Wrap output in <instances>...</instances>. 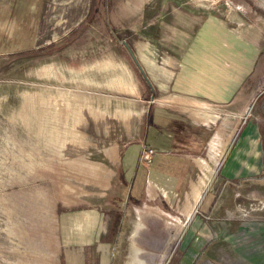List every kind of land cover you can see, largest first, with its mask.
<instances>
[{
	"label": "rangeland",
	"instance_id": "obj_1",
	"mask_svg": "<svg viewBox=\"0 0 264 264\" xmlns=\"http://www.w3.org/2000/svg\"><path fill=\"white\" fill-rule=\"evenodd\" d=\"M62 1L54 0L55 8L48 7L42 14L35 48L0 51V264H83L81 260L96 258V253L79 248L78 225L84 223L83 214L102 211L116 198H124L125 190L116 180L117 167L126 169L128 178L135 161L140 162L147 151L154 152V138L140 140L139 122L148 105L170 107L191 119H195V111L215 117L204 123L214 133L222 134V155L211 166L213 173L193 215L203 210V199L211 200L215 215L204 221L217 222L220 232L210 234L215 235L214 242L212 238L207 241L210 247L201 235L191 239L200 253L207 250L210 264H264V208H256L259 202L264 204V186H243L242 191L233 194L219 182V168L237 134L250 120L264 143V54L256 65L258 90L241 107L248 92L241 91L228 103L221 87L206 97L195 90L187 91L185 85L174 86L179 71L175 62L167 69L173 80L169 79L160 92L149 90L123 52L124 42L132 43L134 49L139 47L131 41L133 35L144 38L141 32L155 29L158 35L150 41L156 46L160 36L173 51L183 44H194V56L185 61V66L199 73L206 67L199 55L206 13L222 14L221 10L228 8L236 13H230L232 19L238 17L257 28L254 34H261L262 50L264 0H105L100 17L89 25L85 21L89 0H80L79 7L63 5ZM158 3L163 9L166 4L173 8L169 33L164 28L157 31V17L152 19ZM138 14L142 23L135 26ZM81 17L83 20L76 25ZM128 25L129 32L123 29ZM13 28L1 27L0 39L4 41L10 32L12 36ZM71 29H78L74 33L76 41L87 36L90 48L85 52L77 51L83 46L72 42ZM168 41L173 45L168 46ZM73 44L74 48L64 50ZM149 50L160 66L155 49ZM91 55L96 57L90 59ZM127 73L131 90L120 85ZM215 75L224 82L223 75ZM148 79L153 87L157 85V80ZM149 95L152 100L146 103L143 98ZM119 147L124 150L122 160ZM95 169L97 178L91 177ZM261 175L264 177V168ZM184 200L170 206L157 194L149 204L126 207L131 219L133 211L135 216L158 213V219L149 215L147 220L153 237H149L141 254L144 264H167L181 253L189 223L182 214ZM156 205L170 208L173 215L162 213ZM178 221L182 227L178 225L176 232ZM129 228L126 225L125 231ZM127 252L126 244L121 247V264L126 260L129 263L131 251L126 259Z\"/></svg>",
	"mask_w": 264,
	"mask_h": 264
},
{
	"label": "crops",
	"instance_id": "obj_2",
	"mask_svg": "<svg viewBox=\"0 0 264 264\" xmlns=\"http://www.w3.org/2000/svg\"><path fill=\"white\" fill-rule=\"evenodd\" d=\"M63 1V5L68 3L69 6H81L80 0ZM53 5L54 0H0V28L14 27L12 36L10 32V36L6 37L4 41L0 39V51L12 53L35 48L40 29L39 22L41 17L43 18L42 14L48 7L51 10L54 9ZM172 9L170 4H166L165 9L162 8L161 4H157V14L152 18L157 17V31L164 28L168 30V33L170 32L171 22L169 19L172 17ZM221 11L222 14L208 11L201 26L202 51L199 52V55L206 67L201 69L199 73L193 72L185 66V61L194 56V44H183L177 47V51H173L171 47L164 44L166 41L161 36L157 38L156 46L148 38H142L138 35L131 40L140 44L137 49L133 48L132 43H127L138 67H135L129 54L126 51L123 52L132 66L138 70L140 77L142 78L141 73L146 77L147 83L142 78L145 88L152 91L157 89V92L162 91L169 79L173 80L172 77L169 78L167 69L172 68V62H175L179 66V71L176 74V80L174 79V86L185 85L187 91L195 90L206 97L211 94L214 95L215 90H220L221 87V90L226 91L225 96L228 103L235 100L241 91L248 92V98L244 104H241V107L247 105L248 99L259 87L256 86L258 82L256 65L257 60L264 54V49L261 50L260 46L263 39L258 32V35L254 34L257 30L255 26L240 21L238 17L232 19L229 16L230 13L236 16L235 11L229 8ZM136 19L135 26H140L142 23L141 14H138ZM82 20L81 17L75 24L81 23ZM147 25L149 24L147 23ZM111 26L114 28L112 24ZM123 29L129 32L131 27L128 25ZM77 31L78 29H75L72 34V42L83 46L78 47L81 49L77 50L79 53L85 52L90 48H87L86 45L87 36H81L76 41L74 33ZM167 43L168 46L172 44L170 41ZM52 44L55 45L54 42ZM59 45L57 43V47ZM74 47L75 44L67 45L64 50H70L69 48ZM149 47L155 49L158 54L157 60L159 59L161 62L157 63L160 66L156 65V60L151 58ZM62 51L57 54H61ZM45 52L49 53V50L47 49ZM95 57L96 55H91L90 59ZM216 73L223 75V83L217 80ZM148 77L157 80L155 87ZM121 81L122 87L126 86V89L131 90L128 73L122 77ZM114 85L116 86V80ZM172 89L174 88L172 87ZM143 100L147 103L152 100V96L149 95V98L144 96ZM192 115L195 119H191L185 113L170 107L147 106V110L141 116V123L138 122L142 126L140 140L146 142L148 140L145 139L146 137L155 139V150L151 163L141 165L135 161L128 178V171L122 166L115 169V175L119 171L122 172L127 182L136 172L132 191L134 201L139 202V206L133 205L132 202L125 204L116 231L111 229L110 207L82 215L84 223L78 225L81 240L79 248L84 251L89 249L97 254L94 260L87 258L81 260L83 264H121L120 251L121 247L124 248L126 244L128 248L126 259L129 250L131 251L128 264H144L141 254L144 253V247L147 246L145 243L149 242V237H153V229L150 228L147 220L149 215L158 219V213L145 212L135 216L133 211V218L131 219L126 214L125 209L127 206L138 208L143 204H149V201H154L157 198V194L170 206L176 205L180 201L183 202L185 199L182 214L189 221L185 229L186 234L181 245V253L167 264H210L207 250L200 253L196 249L198 244L195 245V241L191 237L201 235L206 242H210L211 238L214 242L215 235L211 236L212 233L218 234L220 232L217 222L206 223L204 221L215 215L211 200L204 201L203 199V210L196 216L193 213L195 207L200 204L203 190L210 181L213 173L211 166L215 165L222 155L223 136L220 132L215 131L214 133L213 128L204 123L212 122L215 119L214 116L204 111H195ZM249 123L237 134L223 165L219 168L220 185L223 184L224 187L232 189L233 191L230 193L233 194L242 191L243 186L253 188H258V184L264 186V177L261 175L264 168V143L256 133L255 124L251 120ZM123 152V147H119V159L121 158V160L123 159ZM121 160L119 161L122 162ZM198 171L200 172L199 176H197ZM95 172L91 177L97 178V169ZM145 206L149 205L143 207ZM157 206L155 208L162 210V213L173 215L170 208L161 206L157 208ZM133 222H135L134 225ZM126 225H130L127 232L125 231ZM178 225L182 227L180 221L175 226L176 232L179 230ZM162 228L159 234L162 232ZM262 236L264 237V231H262ZM208 242L207 245L210 247ZM126 262L127 260L125 264Z\"/></svg>",
	"mask_w": 264,
	"mask_h": 264
},
{
	"label": "trees",
	"instance_id": "obj_3",
	"mask_svg": "<svg viewBox=\"0 0 264 264\" xmlns=\"http://www.w3.org/2000/svg\"><path fill=\"white\" fill-rule=\"evenodd\" d=\"M104 3H105V0H89V8L90 9L87 13L88 16L86 15V19H85V21H86V23H88V25L90 24V22L94 21L95 19L97 20L100 17V13H101L102 8H103L102 5ZM71 30H70V32L72 35L75 29H73L72 31ZM156 34L157 33H156L155 29L154 30L149 29L147 31L141 32V35L144 38H148L149 40L151 38L155 37ZM136 37H137V35H133V38H136ZM123 47H124L125 51L129 54V56H130L133 64L135 65V67H138L135 59L133 58V55H132V52H131L129 45L126 42H124ZM141 76L145 80V82L147 83L148 81L146 80V77L144 76L143 73H141ZM152 158H153V153L150 155V160L148 163H146V165H149L151 163ZM139 163L141 165H144L141 162H139ZM135 176H136V172H134V175L130 179V181L127 182L126 179L124 178V175L122 172L119 171L116 174V180L119 183V185L121 186V188L125 190V193H124L125 196L123 199L118 197L114 201H112L113 205L109 209V214L111 216V222H112L111 223V229L113 231L114 230L116 231V229L119 226V220H120V217L124 211L125 204L127 202H132L133 205H138V203H139L137 201H134L135 199H134L133 191H132ZM136 187H137V185H136Z\"/></svg>",
	"mask_w": 264,
	"mask_h": 264
},
{
	"label": "built area",
	"instance_id": "obj_4",
	"mask_svg": "<svg viewBox=\"0 0 264 264\" xmlns=\"http://www.w3.org/2000/svg\"><path fill=\"white\" fill-rule=\"evenodd\" d=\"M209 1H211V2H218L219 0H209ZM151 154H152L151 151H147V152L143 153V155L140 158V162L143 163V164L148 163L149 160H150V155ZM256 208L263 209L264 208V204L262 202H259L258 203V206H256Z\"/></svg>",
	"mask_w": 264,
	"mask_h": 264
}]
</instances>
